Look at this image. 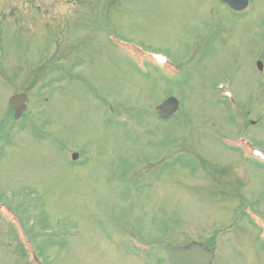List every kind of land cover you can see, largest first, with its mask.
Wrapping results in <instances>:
<instances>
[{"label": "rangeland", "instance_id": "374dc122", "mask_svg": "<svg viewBox=\"0 0 264 264\" xmlns=\"http://www.w3.org/2000/svg\"><path fill=\"white\" fill-rule=\"evenodd\" d=\"M192 242L264 264V0H0V264Z\"/></svg>", "mask_w": 264, "mask_h": 264}, {"label": "water", "instance_id": "95a60500", "mask_svg": "<svg viewBox=\"0 0 264 264\" xmlns=\"http://www.w3.org/2000/svg\"><path fill=\"white\" fill-rule=\"evenodd\" d=\"M226 4L235 12L243 11L248 0H219ZM258 70H262V63L256 62ZM27 96L24 94H14L8 98L7 105L13 110V119L17 120L26 110ZM178 102L169 98L155 107L154 113L160 120H168L177 110ZM77 158L76 154H72V160ZM213 253L208 247L199 243L192 242L185 246L168 247L165 254L166 264H211Z\"/></svg>", "mask_w": 264, "mask_h": 264}, {"label": "flooded vegetation", "instance_id": "af4514ba", "mask_svg": "<svg viewBox=\"0 0 264 264\" xmlns=\"http://www.w3.org/2000/svg\"><path fill=\"white\" fill-rule=\"evenodd\" d=\"M218 3H220L222 6H224L225 8H227L229 11H231L232 13H234V14H241V13H243L245 10H243V11H241V12H235V11H233V10H231L226 4H223L222 2H220L219 0H218ZM256 62H259V63H261L260 61H255L254 63H255V68H256V70L257 71H262V70H258L257 69V66H256ZM262 67H263V65H262ZM13 112V111H12ZM250 123H251V125H253L254 124V122H252V121H250ZM77 158H78V156H77ZM77 158L75 159V160H77ZM71 159H72V155H71ZM75 160H73V161H75ZM72 161V160H71Z\"/></svg>", "mask_w": 264, "mask_h": 264}]
</instances>
